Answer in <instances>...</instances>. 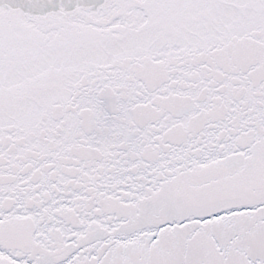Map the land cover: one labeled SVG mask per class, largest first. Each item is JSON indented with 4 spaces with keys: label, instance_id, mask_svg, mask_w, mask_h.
Returning <instances> with one entry per match:
<instances>
[{
    "label": "snow or ice",
    "instance_id": "6c2138e0",
    "mask_svg": "<svg viewBox=\"0 0 264 264\" xmlns=\"http://www.w3.org/2000/svg\"><path fill=\"white\" fill-rule=\"evenodd\" d=\"M0 264H264V0H0Z\"/></svg>",
    "mask_w": 264,
    "mask_h": 264
}]
</instances>
